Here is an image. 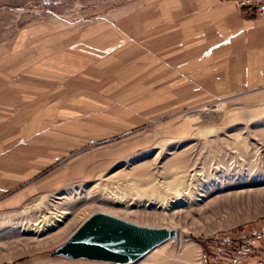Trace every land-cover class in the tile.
Here are the masks:
<instances>
[{
    "label": "rangeland",
    "instance_id": "rangeland-1",
    "mask_svg": "<svg viewBox=\"0 0 264 264\" xmlns=\"http://www.w3.org/2000/svg\"><path fill=\"white\" fill-rule=\"evenodd\" d=\"M213 2L0 0V264H116L56 256L97 213L175 231L125 264L264 228V19Z\"/></svg>",
    "mask_w": 264,
    "mask_h": 264
},
{
    "label": "water",
    "instance_id": "water-1",
    "mask_svg": "<svg viewBox=\"0 0 264 264\" xmlns=\"http://www.w3.org/2000/svg\"><path fill=\"white\" fill-rule=\"evenodd\" d=\"M175 237L173 230L139 226L97 213L81 224L56 256L116 264L132 263Z\"/></svg>",
    "mask_w": 264,
    "mask_h": 264
},
{
    "label": "built area",
    "instance_id": "built-area-1",
    "mask_svg": "<svg viewBox=\"0 0 264 264\" xmlns=\"http://www.w3.org/2000/svg\"><path fill=\"white\" fill-rule=\"evenodd\" d=\"M264 19V0H220ZM202 253L203 264H264V228L224 236Z\"/></svg>",
    "mask_w": 264,
    "mask_h": 264
},
{
    "label": "bare ground",
    "instance_id": "bare-ground-1",
    "mask_svg": "<svg viewBox=\"0 0 264 264\" xmlns=\"http://www.w3.org/2000/svg\"><path fill=\"white\" fill-rule=\"evenodd\" d=\"M237 8V7H236ZM240 9V8H239ZM166 191L170 190L171 187L169 186H166L165 187ZM176 192H178L177 190H175ZM182 191V190H181ZM187 191V190H186ZM183 192V191H182ZM179 194L180 191L178 192ZM184 194V193H183ZM119 201H116L117 204H121L122 203V198H118ZM174 202L173 201H170L171 204L175 203V202H179L181 201V198H179V196H176V198H174ZM160 202L156 201L154 204L157 206V207H160V205H158ZM163 204V203H162ZM39 205H40V202L36 201L34 202V204L32 206H30V210L31 209H34V208H39ZM128 205V204H127ZM121 208V207H120ZM105 209V208H104ZM119 209V208H118ZM117 209V210H118ZM29 210V207H26L24 212L25 211H28ZM53 211H50L47 212L46 214L40 216L37 220H33L31 222L27 221L23 226L22 228V232H24L25 234L29 233L30 235H32L33 237L32 238H36V237H39V235L43 232V231H49L51 230V228H54L55 226L57 227V225H59L60 223H64V211L63 212H57L56 209H52ZM106 210H109L111 212H115L117 210H114L113 207H106ZM30 212V211H29ZM118 212V211H117ZM125 212H128V210H125ZM124 212V213H125ZM48 214V215H47ZM156 248V247H155ZM153 251V249H152ZM186 256V255H185ZM189 257V256H188ZM187 256L186 258L189 259ZM184 258V257H183Z\"/></svg>",
    "mask_w": 264,
    "mask_h": 264
},
{
    "label": "crops",
    "instance_id": "crops-1",
    "mask_svg": "<svg viewBox=\"0 0 264 264\" xmlns=\"http://www.w3.org/2000/svg\"><path fill=\"white\" fill-rule=\"evenodd\" d=\"M214 2H216L215 4H217L218 6L216 7V9L219 11V12H223V11H229V12H234L233 10H236V11H239V13L241 12L244 17H249V18H252V17H255L250 10L248 9H239V8H236L234 5H232L231 3H220L219 0H213ZM213 2V3H214ZM240 13V14H241ZM262 25H264V22H261ZM246 27H249V25H246ZM263 27V26H262ZM224 30V28L222 29V31ZM230 34V33H229ZM229 35H227L228 37ZM243 35L242 34H235L234 32H232L229 36V40H230V45L232 46L233 44H237L238 42V45L239 46H242L244 45L243 42H241V39H242ZM250 36H248L249 38ZM247 38V37H245ZM234 40V41H233ZM232 41V42H231ZM245 42V41H244ZM251 41H247L248 44H252L250 43Z\"/></svg>",
    "mask_w": 264,
    "mask_h": 264
},
{
    "label": "trees",
    "instance_id": "trees-1",
    "mask_svg": "<svg viewBox=\"0 0 264 264\" xmlns=\"http://www.w3.org/2000/svg\"><path fill=\"white\" fill-rule=\"evenodd\" d=\"M204 248H205V250H207V245H205V247H204Z\"/></svg>",
    "mask_w": 264,
    "mask_h": 264
}]
</instances>
